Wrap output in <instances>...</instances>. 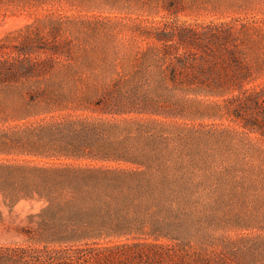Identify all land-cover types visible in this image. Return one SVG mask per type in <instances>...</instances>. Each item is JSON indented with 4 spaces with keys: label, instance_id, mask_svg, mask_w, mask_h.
Returning a JSON list of instances; mask_svg holds the SVG:
<instances>
[{
    "label": "rangeland",
    "instance_id": "374dc122",
    "mask_svg": "<svg viewBox=\"0 0 264 264\" xmlns=\"http://www.w3.org/2000/svg\"><path fill=\"white\" fill-rule=\"evenodd\" d=\"M166 24H226L246 92L107 113L111 88L157 89L147 54ZM0 59L22 66L0 87V174L14 183L3 188L65 185L56 218L91 220L77 241L39 242L28 228L21 245L73 249L66 264H264V0H0ZM81 121L143 163L68 157L85 151L60 129ZM86 165L138 174L72 194L57 173Z\"/></svg>",
    "mask_w": 264,
    "mask_h": 264
},
{
    "label": "trees",
    "instance_id": "16d2710c",
    "mask_svg": "<svg viewBox=\"0 0 264 264\" xmlns=\"http://www.w3.org/2000/svg\"><path fill=\"white\" fill-rule=\"evenodd\" d=\"M226 24L185 26L166 24L153 32L156 47L147 54L155 64L151 78L157 83L154 92L143 94L139 87L125 89L111 88L103 97L105 111L113 115L131 113H156L165 111L172 105H183L191 96H215L240 98L247 90L248 68L242 60L243 53L235 45L232 30ZM7 59H0V87L10 84L20 75V69ZM14 68V69H13ZM162 89L164 92L158 90ZM164 102L163 105H161ZM166 104V106H165ZM168 111V110H167ZM72 143L78 144L85 152L68 154V157L99 161H125L141 164L137 156H131L115 149L113 144L103 137V132L94 128L89 121L70 122L66 128ZM3 165H0L2 170ZM128 172L121 168L91 166L73 168L69 172L57 173L68 180L72 194L91 192L96 184L109 183L116 187L118 182H126ZM130 178V179H131ZM0 195L7 203L0 207V264H66L71 258L68 250L58 248H39L21 245L34 228L39 242L66 243L85 237V226L91 220L80 214L66 219H57V210L62 206V193L56 187L16 186L9 193L5 186L13 185L9 176L0 174ZM73 187V188H72ZM61 190V187H60ZM42 201L43 207L36 214H25L24 209L16 208L22 200ZM47 210V211H46ZM56 211V212H55ZM35 233V232H34ZM33 239V237H32ZM84 249H79V258Z\"/></svg>",
    "mask_w": 264,
    "mask_h": 264
}]
</instances>
